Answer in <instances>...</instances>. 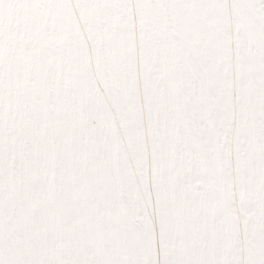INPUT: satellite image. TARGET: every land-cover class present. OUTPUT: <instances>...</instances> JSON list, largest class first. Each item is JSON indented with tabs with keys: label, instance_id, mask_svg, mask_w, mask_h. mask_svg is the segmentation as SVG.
Segmentation results:
<instances>
[{
	"label": "snow or ice",
	"instance_id": "6c2138e0",
	"mask_svg": "<svg viewBox=\"0 0 264 264\" xmlns=\"http://www.w3.org/2000/svg\"><path fill=\"white\" fill-rule=\"evenodd\" d=\"M0 264H264V0H0Z\"/></svg>",
	"mask_w": 264,
	"mask_h": 264
}]
</instances>
